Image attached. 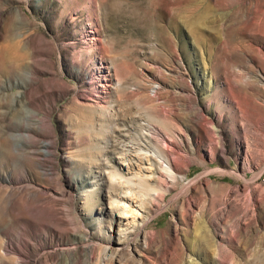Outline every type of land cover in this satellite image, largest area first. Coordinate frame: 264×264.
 I'll use <instances>...</instances> for the list:
<instances>
[{
	"label": "rangeland",
	"instance_id": "obj_1",
	"mask_svg": "<svg viewBox=\"0 0 264 264\" xmlns=\"http://www.w3.org/2000/svg\"><path fill=\"white\" fill-rule=\"evenodd\" d=\"M99 58L114 78L103 98ZM260 118L264 0H0V241L29 236V254L59 264H264ZM132 142L154 166L132 196L137 240L123 241L109 215L123 188L106 171H139L117 153Z\"/></svg>",
	"mask_w": 264,
	"mask_h": 264
},
{
	"label": "bare ground",
	"instance_id": "obj_2",
	"mask_svg": "<svg viewBox=\"0 0 264 264\" xmlns=\"http://www.w3.org/2000/svg\"><path fill=\"white\" fill-rule=\"evenodd\" d=\"M98 40H99V35L97 33V29H96L94 24H90V29L83 31L80 41L85 45V47H89L91 49V47H94V46H96V48H97L96 42ZM99 42H100V40H99ZM100 61H99V63H101V66H100V64L98 65V63L95 62V65H97V69H98L99 73L98 74L96 73L94 75L91 74L89 83H91L92 86L95 87L94 91L96 93H94V94H96L98 98H103V94L107 93V91H110V89L113 85V79L114 78L111 77V74L108 70L109 67L106 65L105 66L102 65L103 61L101 59H100ZM104 69H105V71H104ZM32 86H30V87H32ZM30 96H32V95H30ZM85 99H86V97H85ZM34 100H35V98H34ZM28 101L30 102V99H28ZM96 103H99V101L97 100ZM237 111L239 113L237 114V119H236L237 124L236 123L235 124L239 125L241 127V132L243 134H245L244 130L242 129V125H241L242 123L240 122V120L245 121V120H247V118L245 117V115H244L243 111L240 109V107H237ZM202 116L203 115H201V117ZM257 124L260 127L264 128V118L258 119ZM148 142H150V141H148ZM163 144H164V147L162 148L161 151H163L162 154H163V157L165 159L164 172L167 174V176L169 178L174 179L175 177L173 175L176 173L174 171V168L179 169V165L175 163V160L173 161L172 159L169 158L167 150L169 149L168 147H170V145L167 143L166 140H163ZM116 148L118 149L117 153H119V155L121 157H122V155L126 156L127 152L134 151L135 157L137 158V160H139V161L141 160L140 161L141 166L138 168L139 171L134 172L132 174L129 171L130 167H128L127 171L125 172L124 168H122V166H120V164H118V163L114 164L113 167H111L108 171H106L109 179H111L115 182H118V184L122 185V188H123L122 192H120L119 194L114 193L115 195H112V196L110 195L111 197H109V203L111 204V208L109 209V215L111 218H116L117 223H118V227H119L118 228V230H119L118 234L120 237H123V241H128V240H135L136 241L138 235L136 233L132 234V231H134V232L136 231V228H137L139 223H141V224L144 223L142 219H138L140 217V215H138V214H140L138 212V208L139 209L142 208L143 205L141 202L133 199L132 196L136 193H140L141 191L144 194L146 192V189H147V191L149 190L148 188H145L148 186L147 185L145 186V184H146L145 179H147V178L144 177V176H146L144 174H146L147 172L150 173V170H152V168L150 169V167L154 166V163L152 161H149V160H151L150 158L143 157V154H146V153L150 152L151 150H149V148H147V149L144 148L139 142H137V143L132 142L129 144L120 143ZM155 149L156 148L154 147V149L152 150L153 151L152 154H155V151H156ZM140 154H142V155H140ZM245 157H248L247 153L245 154ZM132 159L125 157L124 162L128 161V160H132ZM144 162L145 163L147 162V164H149V166L145 167ZM128 164H130V162H128ZM151 173H152V171H151ZM148 177H149V175H148ZM93 178H94V184L95 185H99L100 183H104V180H102V178L100 177V174H98V175L93 174ZM109 186L113 187L111 183ZM25 188L26 187H24V189ZM97 188L99 189L100 186ZM137 188H138V190H137ZM19 189H20V186H19ZM93 192H94V190H91V192H88L89 196L93 195L94 194ZM141 198H142V196H141ZM136 199H137V197H136ZM55 234H57V233L51 234V239L53 237H55ZM24 237L22 236V238H24ZM32 239L33 238L28 236L27 239L24 240L25 244H22L23 242H20L21 240L15 243L9 234H4L1 241H0V264H25V263H27V264H59L60 261L58 262V260H57L58 258L56 257L57 255L55 254V252L46 253L45 255H43V259H42V257L41 258L39 257V254H37L39 251L36 253L29 254V251H28V248L26 247V244H27L28 240H32ZM51 239L45 238L44 243L45 244L51 243L50 242ZM117 241H119V240H117ZM41 244H42V242H41ZM60 244H61V242H60ZM58 245L59 244H56V246H58ZM34 247H35V245H34ZM109 249H108V251H109ZM31 251H32V248H31ZM105 251H106V248H105ZM79 255H76V256L72 255L73 257H71L69 260H67V261L65 260L66 261L65 264H100V260H99L100 258L99 259L97 258L98 260L93 262L94 259H93L92 255H85V256H79ZM61 259H63V258H61ZM61 264H63V263L61 262Z\"/></svg>",
	"mask_w": 264,
	"mask_h": 264
}]
</instances>
